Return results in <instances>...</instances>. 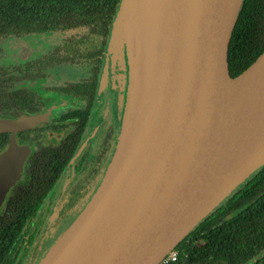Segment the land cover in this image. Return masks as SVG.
I'll return each instance as SVG.
<instances>
[{"label":"water","instance_id":"water-1","mask_svg":"<svg viewBox=\"0 0 264 264\" xmlns=\"http://www.w3.org/2000/svg\"><path fill=\"white\" fill-rule=\"evenodd\" d=\"M243 2L120 1L108 55L128 80L115 152L38 264H159L264 167V51L238 75L229 69ZM47 119L0 116V133H10L0 150V213L31 152L17 132Z\"/></svg>","mask_w":264,"mask_h":264},{"label":"trees","instance_id":"trees-1","mask_svg":"<svg viewBox=\"0 0 264 264\" xmlns=\"http://www.w3.org/2000/svg\"><path fill=\"white\" fill-rule=\"evenodd\" d=\"M120 1L0 0V42L13 36L89 26L92 41L91 46L85 47V56L101 53ZM2 50L0 46V53ZM263 51L264 0H244L231 38V75L241 73ZM39 58L53 64L62 59L55 49ZM17 67L14 62L0 64V115L6 112L11 116L16 108ZM81 132L76 131L74 137H68L59 146L33 153L27 160L25 180L17 183L14 195L0 213V264L17 263L15 253L19 244L38 223L37 217L45 218L46 214L40 213L42 204L76 152ZM9 136L0 133V150ZM233 193H237L235 198L233 194L226 198L175 247L179 264H264V167Z\"/></svg>","mask_w":264,"mask_h":264},{"label":"flooded vegetation","instance_id":"flooded-vegetation-1","mask_svg":"<svg viewBox=\"0 0 264 264\" xmlns=\"http://www.w3.org/2000/svg\"><path fill=\"white\" fill-rule=\"evenodd\" d=\"M71 29L74 28L49 32L47 40L50 45L46 51L40 47L43 43L18 50L28 53L36 49L41 52L40 56H43L55 49L60 51L62 59L54 61L55 64L50 60L39 58L40 56L14 62L18 66L16 108L11 116L5 114L6 112L0 115L17 119L23 114H48L46 122L17 132L18 142L30 146L31 152L14 190L17 183L25 180V166L33 153L44 148L59 146L68 137H74L76 131L82 130V140L57 182L58 184L63 180L64 184L59 198L49 216L40 210V213L46 214L45 218L37 217L38 223L22 240L23 243L19 244L15 253L16 264L39 262L63 227L80 209L84 208L94 194L118 142L121 115L126 102L128 71L119 64L114 67L111 53L108 55L110 35L101 53L85 56V47L91 46V29L89 26H79L74 31ZM35 34L37 33L33 35ZM42 35L46 34L42 33ZM25 37L26 35L13 36L6 40ZM105 72L106 76H104ZM118 72L121 73L122 90L118 89V83L115 84L114 81ZM67 190L70 191V197L65 201ZM61 202L63 205L58 217L55 222L50 223L48 220L55 212L53 210L60 206Z\"/></svg>","mask_w":264,"mask_h":264},{"label":"rangeland","instance_id":"rangeland-1","mask_svg":"<svg viewBox=\"0 0 264 264\" xmlns=\"http://www.w3.org/2000/svg\"><path fill=\"white\" fill-rule=\"evenodd\" d=\"M45 34L46 35H42V34L33 35V34H31V35H26V37L23 39L12 38L10 40H6V41L4 40V41L0 42V46L3 48V50L0 53V64L9 63V62H18V61H22L23 59H31V58H36V57L40 56L41 52H39L36 49L32 50L28 53H22V52H19L18 50L19 49L24 50L25 47H30V46L35 47V46H37V44L43 43V44H41L40 47L44 48L43 50L46 51L50 45L49 40H47V34H50V33H45ZM63 185L64 184H63V180H62L61 182H59L56 185L54 190L51 191L49 196L45 199V201L42 204L41 211H44L45 213H47L48 216H49L52 208H54V205L59 198V195H60V192L62 190ZM233 196L235 198L237 196V193H233L232 197ZM65 197H66L65 201H67L68 198L70 197V191L69 190H67L65 192ZM62 205H63V202H61L60 206L56 207V209L53 210L55 212L53 213V215H51L50 220H48V221H50V223L55 222L56 218L58 217L57 215L59 214V210L62 207ZM48 216H47V218H48Z\"/></svg>","mask_w":264,"mask_h":264},{"label":"built area","instance_id":"built-area-1","mask_svg":"<svg viewBox=\"0 0 264 264\" xmlns=\"http://www.w3.org/2000/svg\"><path fill=\"white\" fill-rule=\"evenodd\" d=\"M178 257H179L178 250L173 249L172 251H170L166 256H164L161 259L159 264H174L175 262H177Z\"/></svg>","mask_w":264,"mask_h":264}]
</instances>
